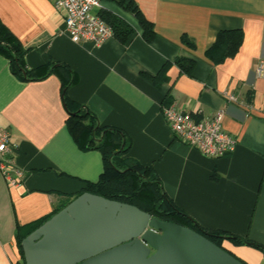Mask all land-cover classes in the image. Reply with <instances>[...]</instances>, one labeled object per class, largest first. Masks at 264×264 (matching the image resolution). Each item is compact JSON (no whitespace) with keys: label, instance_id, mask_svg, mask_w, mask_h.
<instances>
[{"label":"crops","instance_id":"crops-1","mask_svg":"<svg viewBox=\"0 0 264 264\" xmlns=\"http://www.w3.org/2000/svg\"><path fill=\"white\" fill-rule=\"evenodd\" d=\"M134 1L153 23L151 43L118 9L135 29L126 45L114 37L100 46L74 43L54 0H0V21L27 50L28 69L51 62L74 73L66 90L70 110L80 105L97 127L122 130L124 157L151 166L177 208L200 227L224 233L221 247L244 264H264V250L256 246L264 248V75L256 72L264 61V0ZM238 30L243 39L236 54L212 62L206 51L217 35ZM182 36L195 47L185 46ZM178 58L196 61L191 77L175 66ZM166 64L159 83L144 76L158 75ZM225 92L236 102H226ZM165 100L198 119L223 109L235 150L208 158L180 143L163 118ZM68 116L57 74L23 81L0 55V130L16 145L22 171L17 186H7L0 174V264H23L16 226L48 217L102 171L100 152L74 142Z\"/></svg>","mask_w":264,"mask_h":264},{"label":"trees","instance_id":"trees-1","mask_svg":"<svg viewBox=\"0 0 264 264\" xmlns=\"http://www.w3.org/2000/svg\"><path fill=\"white\" fill-rule=\"evenodd\" d=\"M99 2L100 7L96 14L111 27L113 37L122 45L128 44L135 29L113 9H118L136 21L141 30V37L145 42L151 43L154 40L156 34L153 23L144 16L134 0H99ZM242 39V32L239 30L220 32L217 35L216 41L206 51V56L214 63L223 62L226 58L233 57L236 54L242 43ZM181 40L188 48L193 49L195 47L193 41L187 36H182ZM26 52L27 50L22 46L20 41L0 21V55L8 61L10 71L23 81L41 80L51 73H55L60 77L62 99L69 114L66 125L70 135L79 149H95L100 152L102 171L97 181H87L81 193L69 197L64 204L55 208L48 217L26 226H16L15 239L23 264L25 263L21 246L22 240L71 200L84 192L134 205L160 221L172 222L188 227L221 247V236H226L224 233L204 229L194 223L165 194L158 176L151 166H143L124 157L128 150V141L126 134L122 130L118 128L97 127L95 117L90 111L83 109L80 105H77L74 110H70V104L66 98V90L75 82L76 77L74 73L66 65H55V63L51 62L37 68L28 69L24 61ZM174 64L181 74L191 77L196 61L194 59L178 58L174 61ZM168 67L169 64L164 65L156 76L146 74L144 76L157 84L165 75ZM169 104L170 102L167 100L163 102V105ZM230 238L234 243L242 241L239 238ZM256 246L264 250L263 247ZM227 252L230 253L229 251ZM241 262L244 263L243 261Z\"/></svg>","mask_w":264,"mask_h":264},{"label":"water","instance_id":"water-1","mask_svg":"<svg viewBox=\"0 0 264 264\" xmlns=\"http://www.w3.org/2000/svg\"><path fill=\"white\" fill-rule=\"evenodd\" d=\"M21 246L25 264H244L188 227L87 192Z\"/></svg>","mask_w":264,"mask_h":264},{"label":"built area","instance_id":"built-area-1","mask_svg":"<svg viewBox=\"0 0 264 264\" xmlns=\"http://www.w3.org/2000/svg\"><path fill=\"white\" fill-rule=\"evenodd\" d=\"M54 5L62 12L64 30L74 43L100 46L113 37L111 27L94 12L100 7L99 0H54ZM256 72L264 75V61L260 62ZM224 99L229 103L236 102V97L226 92ZM161 112L174 137L205 157L221 158L235 150L237 138L223 127V109L210 118L201 119L172 104L163 105ZM15 154L16 145L6 131L0 130V174L7 186H17L22 176L15 164Z\"/></svg>","mask_w":264,"mask_h":264}]
</instances>
